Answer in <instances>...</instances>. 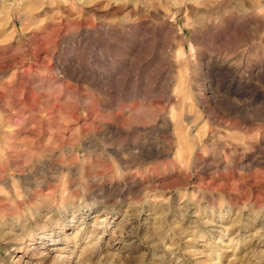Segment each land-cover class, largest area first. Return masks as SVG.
<instances>
[{
	"label": "rangeland",
	"instance_id": "1",
	"mask_svg": "<svg viewBox=\"0 0 264 264\" xmlns=\"http://www.w3.org/2000/svg\"><path fill=\"white\" fill-rule=\"evenodd\" d=\"M0 264H264V0H0Z\"/></svg>",
	"mask_w": 264,
	"mask_h": 264
},
{
	"label": "bare ground",
	"instance_id": "2",
	"mask_svg": "<svg viewBox=\"0 0 264 264\" xmlns=\"http://www.w3.org/2000/svg\"><path fill=\"white\" fill-rule=\"evenodd\" d=\"M166 119V118H165Z\"/></svg>",
	"mask_w": 264,
	"mask_h": 264
}]
</instances>
